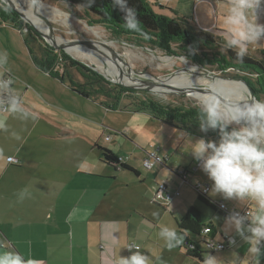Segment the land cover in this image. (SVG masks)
Returning a JSON list of instances; mask_svg holds the SVG:
<instances>
[{
    "label": "crops",
    "instance_id": "crops-1",
    "mask_svg": "<svg viewBox=\"0 0 264 264\" xmlns=\"http://www.w3.org/2000/svg\"><path fill=\"white\" fill-rule=\"evenodd\" d=\"M146 1L160 15L188 18L194 27L220 36L223 40L227 39V25L223 21L230 0ZM260 5L264 6V0ZM255 14L256 23L261 24L264 13ZM27 50L31 57L28 47ZM256 54L253 57L264 60L262 52ZM6 69L7 72H2L3 77L8 73L10 77L18 75L19 79L14 82L15 78H12L11 93L36 116L32 119L20 113L0 112V239L8 242V250L35 259L38 264H115L119 256L128 257L131 254L126 247L134 242L140 246V251L153 255L154 264H201L202 261L188 257L182 245L172 250L163 247L157 235L143 227L147 216L143 200L147 198V193L150 195L151 190L143 182L147 176H141L132 162L127 161V156L119 154L121 144L111 148L93 142L88 117L85 116L88 120H81L78 113L64 110L46 98L42 89L32 88L29 82L32 78L22 71V67ZM71 94L79 102H92L81 98L72 89ZM97 145L110 148L123 157L124 162L135 167L140 173L138 178L141 183H134L131 178L128 183H120V172L96 167L95 164L104 166ZM92 146L97 149L93 150ZM165 153L168 151L165 150ZM10 156L20 162H9ZM158 156L166 159L161 162L163 165L167 164L169 155ZM179 170L176 172L181 176L175 174L189 183L186 177L192 173L191 170ZM160 183L167 184V193L172 197L170 203L177 200L180 194L176 195V192L180 190L168 182ZM212 183L205 174L203 181L196 185H209L206 197L216 204V209L207 214L199 205L186 203L182 199L174 204L179 207L189 205L185 212H177L172 205L176 229L182 233L177 220L185 216L192 206L197 207L204 223L212 230L209 234L202 232L199 235L185 231L184 235L191 243L198 245L202 260L206 253L216 256L224 264H228L234 255L243 260L247 255L248 244L230 222L231 216L221 211L218 205L223 202L238 210L249 206L255 208V205L236 198L226 199L222 194H213ZM24 189H27L30 196L20 200L18 193ZM153 192L155 194V190ZM159 203L166 205L161 201ZM227 237L232 241L224 250L211 252L202 245L204 238L225 242ZM261 247L264 249V244ZM259 264H264V255L260 257Z\"/></svg>",
    "mask_w": 264,
    "mask_h": 264
},
{
    "label": "rangeland",
    "instance_id": "rangeland-1",
    "mask_svg": "<svg viewBox=\"0 0 264 264\" xmlns=\"http://www.w3.org/2000/svg\"><path fill=\"white\" fill-rule=\"evenodd\" d=\"M19 7H22L17 0H10ZM47 7H56L65 12L69 18L61 21V17L57 20L46 19L44 22L48 25L50 34L55 37L66 39V43H91L95 49H89L82 46H75L80 49L89 50L90 52L100 55L106 59L105 61H113L117 64L118 68L124 73L135 71L142 74H149L158 78H165L170 76H177L185 69L187 65L184 59L190 63V65L199 68L204 75H217L220 77L233 78L236 76L248 77L251 82H254L255 76L239 72L233 68H229L225 71L218 70L216 65L202 66L200 61H205L208 58H212L214 51L207 50L205 48H194L193 42L190 41V53L185 51V42L169 40L166 43V49L154 48L151 44L141 42L138 44L133 38L123 36H115V28L101 22L95 15L85 12L82 8L72 6L65 0H42ZM29 17V15H26ZM257 16V14H255ZM24 20V19H23ZM33 27L29 22L25 21ZM264 25V21H260ZM222 24V23H221ZM95 28L98 31V35L89 31L90 28ZM36 31V29L33 27ZM38 33V31H36ZM24 35V34H23ZM17 30L11 28V26L0 25V51L6 52L8 56V62L5 66L0 67V79L8 77V73L2 75L6 68L15 69L23 68V72L32 78L30 85L32 88L42 89L46 94V98L52 100L55 104L62 107L64 110H73L80 115L81 120L90 119L89 124L92 126V140L107 145L111 148L119 147L121 151L120 155L126 157L127 161L140 171L141 176H147L144 184L151 190L150 195L147 193V198L143 200V205L146 207L147 216L143 221V227L150 229L152 233L156 234L159 231L161 224L168 226H174L175 213L172 212V205L176 208L177 212H185L186 207L176 206V202L184 199L186 203H195L199 205L205 213H210L213 209L208 205L203 204L193 186L199 181H203L204 173L201 167L196 168L197 161L190 150V143L202 138L197 134H190L184 130L177 129L173 126L165 124L160 121H156L151 118L147 112H134L132 110H124V106L132 107L134 101L139 98L149 96L155 100H158L164 104H185V105H199L200 97H196L188 94H175V93H162V92H149L144 93H125L120 96L119 103L116 104V110L111 109L112 102L108 99L102 101L92 97V102H79L71 94L70 80L78 81V83H87L90 80L85 79L82 74L75 68L64 69L61 68V63L54 65L55 73L49 76L42 70L37 68L33 63L27 46H25L24 36ZM40 35V34H39ZM33 43H47L45 40H40L37 36ZM100 39V40H99ZM100 42V43H98ZM45 44L35 45V52L37 55H41ZM258 49V51L256 50ZM261 49H264V37H262L257 44L249 45V53L251 56L261 53ZM217 58L224 54V49L219 48L215 50ZM71 58L77 59L85 63L92 70L103 75V72L98 70L96 64L76 57L71 52H66ZM58 70V71H57ZM65 71L62 78V72ZM7 72V71H6ZM5 73V72H4ZM14 82H18V75L14 76ZM104 76V75H103ZM54 77V78H53ZM209 76H205L208 78ZM73 78V79H72ZM213 78V77H211ZM235 79V78H233ZM73 80V81H74ZM238 80L242 87L249 90L245 83ZM33 81V82H32ZM13 82V81H12ZM165 88V87H164ZM176 89V88H165ZM142 91V90H139ZM257 98H264V94L256 95ZM66 112V111H65ZM67 113V112H66ZM86 116V117H85ZM68 114L66 115V118ZM85 118V119H84ZM88 122V121H87ZM86 123V122H84ZM235 126V125H233ZM107 136L111 139L107 140ZM219 139L215 137L212 139L216 141ZM93 150L97 147L92 146ZM119 149V150H120ZM165 150L168 153H165ZM157 152V154H167L170 157L167 159V164L163 165L161 162H156L152 169H147L144 166V160L149 154ZM93 164V162H92ZM98 165V166H97ZM96 167H105L107 170H113L109 166H100L95 164ZM187 168L194 175H187V182L181 180L175 172L176 170ZM180 171V170H179ZM120 183H128L129 178L131 181L141 183V180L137 178L134 173L121 169ZM168 182L174 188L180 190V195L176 197L177 200L169 204L163 205L154 199V192L152 191L154 186L160 182ZM130 182V181H129ZM136 194H138L136 192ZM156 212L159 215L154 217L153 213ZM158 237V236H157ZM222 254V253H220ZM220 254H217L219 256Z\"/></svg>",
    "mask_w": 264,
    "mask_h": 264
},
{
    "label": "clouds",
    "instance_id": "clouds-1",
    "mask_svg": "<svg viewBox=\"0 0 264 264\" xmlns=\"http://www.w3.org/2000/svg\"><path fill=\"white\" fill-rule=\"evenodd\" d=\"M6 2L7 0H0V5ZM87 2L91 6L95 0ZM261 2L262 0L229 2L223 21L227 25V39L222 45L224 49L235 50L237 59L241 62L249 54V45L257 44L264 37V25L257 24L255 17V10ZM29 4L36 8L41 6L42 0H29ZM112 4L124 13L122 27L125 30L138 33L146 40L151 38L137 18L136 9L128 6V0H112ZM7 62L6 52L0 51V67ZM11 84L10 80L0 79V91L9 92ZM199 105L197 117L200 130L218 131L219 139L206 141L200 138L194 143L189 142V151L201 162L202 171L213 182L212 193L255 205L251 213H236L229 218L237 233L247 242L248 249L243 260L234 255L228 264H245V261L247 264H259L260 257L264 255L261 247L264 244V98L240 96L226 99L213 87L199 99ZM7 110L20 113L25 118H36L16 97H10ZM28 196L30 193L27 189L18 193L20 200ZM158 215L153 213L154 217ZM157 236L168 250L180 247L186 238L174 226L166 224L160 225ZM8 248V242L0 239V264H38L35 259L26 258L19 252L9 251ZM126 248L131 254L128 257L119 256L115 264H154L153 255L140 251L137 245L129 244ZM155 259L158 260L159 257ZM201 264L224 262L206 253Z\"/></svg>",
    "mask_w": 264,
    "mask_h": 264
},
{
    "label": "trees",
    "instance_id": "trees-1",
    "mask_svg": "<svg viewBox=\"0 0 264 264\" xmlns=\"http://www.w3.org/2000/svg\"><path fill=\"white\" fill-rule=\"evenodd\" d=\"M72 6L82 8L85 12L95 15L101 22L115 28V36L133 38L138 44L146 42L152 45L154 48L166 49V42L169 40L185 42V51L190 53V41L193 42L194 48L203 47L207 50L214 51L212 58H208L205 61H200L202 66L216 65L218 70L225 71L229 68H233L239 72L255 76L254 82H251L248 77L236 76L246 80L249 88L254 92V95L264 94V60L258 59L250 54L243 58V62L237 59L236 52L233 49H224V40L220 36H216L212 33L196 28L192 25L191 20L185 17L163 16L155 12L146 0H128V6L134 7L137 11V18L141 21L143 29L151 36L150 39H144L138 33L125 30L123 25L124 13L117 7H114L112 0H95V3L88 6L87 0H65ZM164 8L163 6H160ZM0 25L11 26L15 28L20 34H24V40L28 47L31 57L37 67L42 71L54 75V65L61 63V68L65 70L68 68L77 69L85 79L90 80L87 83H78V81L70 80V87L73 92L80 95L83 99H95L102 101L108 99L112 102L111 109L116 110V104L119 103L120 96L125 93L135 94L144 93L149 94L148 91H139L137 89L129 88L118 83H112L106 79L102 74L92 70L85 63L71 58L64 50H56L48 43L45 44L42 54L37 55L35 52V45H43L41 43H33L37 36L40 40L44 39L37 33L33 27L25 23L23 18L9 7L7 4L0 5ZM219 48L224 49L225 53L217 58L215 50ZM264 56V50L261 51ZM63 71L62 73H64ZM66 73V72H65ZM3 91H0L2 94ZM9 96H3L10 100V97H15L11 91L7 92ZM124 110H132L134 112H147L152 119L163 122L177 129L184 130L190 134L200 135L202 138L212 140L218 137V131L208 130L203 132L200 130L198 114L200 106L198 105H175L164 104L158 100H155L149 96L139 98L134 101L132 107L124 106ZM101 151V161L110 166L115 172H119L118 168L128 170L138 178L140 176L139 171L128 164L121 161V157L117 155L110 148L97 145ZM166 159H164V162ZM177 173V172H176ZM179 174V173H178ZM180 175V174H179ZM181 176V175H180ZM195 190L198 194V198L212 209H216V204L206 197V194L199 191L197 186ZM177 226L185 234V231H189L193 235H199L202 233L203 228L206 226L202 219L201 211L192 206L185 216L177 220ZM207 238V237H205ZM204 238V239H205ZM202 240V245L207 246L205 240ZM191 241L186 236L184 244L181 246L185 250V254L197 261H202L200 256V249L198 245L195 248L190 247Z\"/></svg>",
    "mask_w": 264,
    "mask_h": 264
},
{
    "label": "bare ground",
    "instance_id": "bare-ground-1",
    "mask_svg": "<svg viewBox=\"0 0 264 264\" xmlns=\"http://www.w3.org/2000/svg\"><path fill=\"white\" fill-rule=\"evenodd\" d=\"M17 2L22 6L20 7V9L22 11L24 19L32 23L37 29L43 32L46 30V24L44 23L46 19L57 20L59 17H61L62 21L69 18V16L65 12L63 13L56 7H47L45 3H42L39 7L33 8L29 4V0H17ZM27 14L29 15V17L26 16ZM89 31L94 32L97 35L99 34L98 31L93 27L90 28ZM50 37L59 44L76 45L75 43H66V39L55 37L52 34H50ZM77 46L95 49L93 45L77 44ZM68 49L69 52L74 54L76 57L96 64L98 70L105 73L112 80L129 81L144 85H152L156 90L161 92L190 90L194 92L193 96L200 98H202L203 94H205L210 88L213 87H215L217 91L226 99L240 96L252 97L249 90L247 91L246 89H244L238 80H235L233 78L220 77L212 74L204 75L199 68L190 65V63H188L183 58L181 59L185 61L187 69H185L177 76L158 78L149 74H142L131 70L126 75L125 72L123 73L121 69L118 68L116 63H114L113 61H105L106 59H104V57L94 54L89 50L80 49L75 46L69 47ZM205 76L209 77L205 78ZM164 87L176 89L169 90L165 89Z\"/></svg>",
    "mask_w": 264,
    "mask_h": 264
},
{
    "label": "built area",
    "instance_id": "built-area-1",
    "mask_svg": "<svg viewBox=\"0 0 264 264\" xmlns=\"http://www.w3.org/2000/svg\"><path fill=\"white\" fill-rule=\"evenodd\" d=\"M256 13H259V14H263L264 13V6L260 5L257 7V9L255 10ZM3 80H10L11 82L13 81L12 77L8 76L6 78H4ZM3 96H9L7 92H3L2 94H0V101H3L2 104H0V112H7L8 110V105L10 103V100L2 97ZM107 140L111 139L110 136H107L106 138ZM165 158L163 157H160L158 156L157 152H153L152 154H149V157L145 158L144 160V166L147 168V169H152L155 165L156 162H163ZM8 161L9 162H12L14 164H18L20 162L19 159L15 158V157H8ZM121 161H125V159L123 157H121ZM200 163L201 162H198V164L196 165V168H199L200 167ZM183 170L180 171V173H182ZM197 188L199 189V191L203 192L204 194H206L208 192V189H209V185H201V184H198L196 185ZM154 190H155V200L156 201H161V202H169L171 201L172 197L169 193H167V190H168V187H167V184L166 183H158L155 185L154 187ZM165 192L167 194H165ZM180 192H176V195H179ZM219 208L221 211H223L226 215L228 216H232L233 214H236V213H239L240 215H245L247 212L251 213L252 211H254V208L252 206H249V207H246L245 209L243 210H238V209H235V208H230L226 205V203H219ZM211 227L208 225V226H205L202 230L203 234H209L211 232ZM230 241H232V239L230 237H227L226 238V241L225 242H215L213 240H209V239H205V242L207 243V249L211 252H217V251H220V250H224L230 243ZM129 244H135L137 245L136 243L134 242H131ZM128 244V245H129ZM139 247V250H140V246L137 245ZM190 247L191 248H195L196 247V244L194 243H191L190 244ZM132 250H135V249H132Z\"/></svg>",
    "mask_w": 264,
    "mask_h": 264
},
{
    "label": "water",
    "instance_id": "water-1",
    "mask_svg": "<svg viewBox=\"0 0 264 264\" xmlns=\"http://www.w3.org/2000/svg\"><path fill=\"white\" fill-rule=\"evenodd\" d=\"M7 4L9 7H11L13 10H15L17 13H19V15L24 19L23 15H22V11L20 9V7H18L15 3L7 0V2L5 3ZM25 20V19H24ZM26 21V20H25ZM28 22V21H27ZM30 23V22H29ZM35 29L36 31H38V33L41 35V37L51 46L53 47L54 49L56 50H64L65 52H69V47H72V46H77L78 45H82V44H86V45H92V41L91 43H75L76 45H69V44H59L57 43L56 41H54L51 37H50V32H49V29H48V25H47V22H46V30L43 32V31H40L39 29H37L32 23H30ZM96 46V45H94ZM104 77L106 79H108L110 82L112 83H118L120 85H123V86H126V87H129V88H133V89H137V90H142V91H150V92H161V91H158L156 90L152 85H144V84H140V83H133V82H129V81H120V80H112L110 79L105 73H103ZM235 79H240L241 81H243L246 86L248 87L249 89V92L251 94L252 97L254 98H257L255 95H254V92L249 88L246 80L242 79V78H237V77H233ZM162 93H175V94H188V95H193V91H188V90H180V91H162ZM232 127V126H230ZM121 168V167H120Z\"/></svg>",
    "mask_w": 264,
    "mask_h": 264
}]
</instances>
